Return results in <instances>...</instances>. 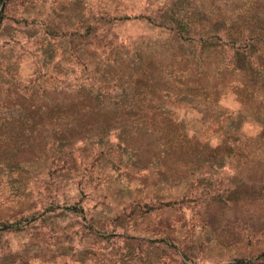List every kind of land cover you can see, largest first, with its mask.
<instances>
[{
  "label": "rangeland",
  "instance_id": "1",
  "mask_svg": "<svg viewBox=\"0 0 264 264\" xmlns=\"http://www.w3.org/2000/svg\"><path fill=\"white\" fill-rule=\"evenodd\" d=\"M263 37L264 0H3L0 264H257ZM252 42L247 76L231 73ZM180 57L219 99L175 91L152 124L141 92L160 86L136 82ZM54 100L79 104L58 118ZM174 131L193 144L170 145Z\"/></svg>",
  "mask_w": 264,
  "mask_h": 264
},
{
  "label": "trees",
  "instance_id": "2",
  "mask_svg": "<svg viewBox=\"0 0 264 264\" xmlns=\"http://www.w3.org/2000/svg\"><path fill=\"white\" fill-rule=\"evenodd\" d=\"M179 15V16H177ZM177 15H173L171 14V25L174 26V29L176 30V32L181 36V39H183L185 37V35H187L190 30H189V24L187 22L184 21V16L177 14ZM181 16V17H180ZM188 41H191V38H185ZM261 39H263V41L261 42ZM261 39H257V40H250V41H255L258 44H263L264 45V37ZM184 41V40H183ZM206 42V41H205ZM234 43V41H233ZM252 44H246L244 46H240L241 48L236 49L235 50V54L234 57L236 58L235 60V65H234V70L231 73L236 72V74H238L239 76H241L242 78H244L245 76H247V68L250 63L248 61V58L251 57V52L248 53L246 48H248V46H253ZM236 44H233V48ZM205 46V45H204ZM241 51V52H240ZM179 59L181 60H175V68L173 70L172 73L168 74V67H163V66H157V68H155L156 64L151 61L150 63H148L146 66L147 67H151L152 65H154V69H158V76L155 79H151L149 82H136L137 85H140L141 87H151L155 88L157 86H160V88H156L153 89L154 93L157 95V98L152 99V97L150 95H152V90H145L141 92V95L144 96L146 95V98H142V111H144V113H146L147 115L145 116L146 118H148L150 121H152V124H155V122H158V119L160 118L158 115V111L161 112V110L158 108L159 106L162 107V99L164 98H171V96H175L176 92L180 93L181 96L184 97H188L190 99H198V98H203V97H208V98H213V100L217 99L218 96L213 97L215 94L214 91L211 90V88H209L208 86H206V81L208 80L207 77H205V74L203 73V71H197L195 72V68L196 65H186L185 67H178V65H180V63H182V57H180ZM149 65V66H148ZM177 66V67H176ZM153 67V66H152ZM139 69V68H138ZM222 77H219V79ZM218 77H216L214 80H219ZM164 88V89H163ZM24 90L26 91V89L24 88ZM170 91L169 93L167 91ZM218 90V89H217ZM204 93V94H203ZM174 94V95H173ZM149 96V98H148ZM148 99V100H147ZM219 99V98H218ZM83 100V99H82ZM84 102H86L85 100H83ZM179 101V100H178ZM93 103V102H92ZM79 103H77L76 105H78ZM132 102L130 103V109H132ZM69 106V107H65L61 102H58L56 100L52 101L50 105H48V107H46V109H48L49 112H51L53 115H55L58 118L59 115L66 113L68 111H70L71 109H75L78 106ZM129 105L125 104L124 105V109L125 110H129L127 107ZM87 108V113L88 114H93V113H100L101 109H99L98 107L94 106L93 104H90V106H86ZM85 110V108H83ZM23 110L31 112L33 114H38L39 112L42 111V107H38L35 106L31 103H25L23 106ZM112 110H110L109 108H107V112H111ZM160 114V113H159ZM158 115V116H157ZM161 116V115H160ZM65 119V118H64ZM161 120V118H160ZM164 121V120H163ZM170 119L168 120L169 123ZM160 123L163 124L162 121H159ZM159 123V124H160ZM150 124V125H152ZM170 124L173 127L177 128L179 127V123L174 122V121H170ZM158 125V124H157ZM76 127V126H75ZM106 128H110V124H108L107 126H105ZM181 131V130H180ZM104 132V131H102ZM179 132V131H178ZM176 131L170 133V134H166L167 137H170L167 141L169 142L170 145H172L173 147H177V146H182V148H184V146H188V144H193V137H189L188 134L186 133H178ZM101 132L99 131V134ZM81 138H77V140H79ZM257 264H263L264 262V252L259 254L256 259ZM263 260V261H262ZM250 260L245 261V262H240V263H249Z\"/></svg>",
  "mask_w": 264,
  "mask_h": 264
},
{
  "label": "water",
  "instance_id": "3",
  "mask_svg": "<svg viewBox=\"0 0 264 264\" xmlns=\"http://www.w3.org/2000/svg\"><path fill=\"white\" fill-rule=\"evenodd\" d=\"M3 0H0V22L2 20Z\"/></svg>",
  "mask_w": 264,
  "mask_h": 264
}]
</instances>
